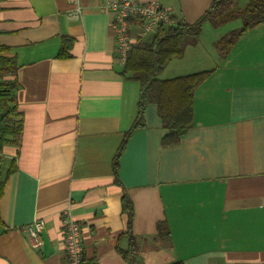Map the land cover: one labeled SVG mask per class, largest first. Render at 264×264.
<instances>
[{"label":"crops","instance_id":"0c3cea01","mask_svg":"<svg viewBox=\"0 0 264 264\" xmlns=\"http://www.w3.org/2000/svg\"><path fill=\"white\" fill-rule=\"evenodd\" d=\"M110 1L79 0L73 19L69 0H0V44L16 61L22 120L19 137L0 152V264H67L64 211L80 223L84 264H162L163 252L167 264H264V23L225 56L214 47L220 35L208 50L200 35L166 65L162 80L214 72L195 90L194 122L177 145H161L157 107L145 106V126L128 140L116 182L112 161L136 119L140 85L121 75ZM140 1H157L188 24L213 2ZM63 37L70 57L58 59ZM34 220L45 222L38 250L25 230ZM162 221L166 240L156 233ZM128 230L129 261L120 254L130 249Z\"/></svg>","mask_w":264,"mask_h":264},{"label":"trees","instance_id":"16d2710c","mask_svg":"<svg viewBox=\"0 0 264 264\" xmlns=\"http://www.w3.org/2000/svg\"><path fill=\"white\" fill-rule=\"evenodd\" d=\"M244 1L242 6L238 3ZM175 25L160 24L150 40L138 37L127 53L126 62L121 70L123 78L140 85L137 103V116L131 128L125 133L112 161V171L116 182L120 157L132 134L145 126L143 111L147 104L153 103L161 119L165 135L161 140L163 147L177 145L194 122L193 98L195 90L209 78L214 70L197 72L162 80L160 74L173 59L182 57L189 45H195L202 33L205 22L218 28L234 21H240L239 28L231 30L214 42L215 49L225 56L238 39L254 26L264 23V0H213L206 13L193 24L176 20ZM71 40L63 37L58 59L70 57ZM9 48L0 44V152L2 147L14 141L22 131V120L17 110L15 92L18 88L16 79L17 66L14 57L8 55ZM15 171L12 164L8 175ZM4 190V181L0 178V198ZM122 210L127 215L128 224L132 217V203L126 193L121 197ZM1 222V221H0ZM157 236L166 240L170 232L166 222L156 225ZM130 249L120 252L122 257L130 260L135 250L134 238L129 230ZM173 264H182L176 262Z\"/></svg>","mask_w":264,"mask_h":264},{"label":"built area","instance_id":"2783aa9c","mask_svg":"<svg viewBox=\"0 0 264 264\" xmlns=\"http://www.w3.org/2000/svg\"><path fill=\"white\" fill-rule=\"evenodd\" d=\"M69 1L73 5L69 16L79 19L81 17L79 0ZM104 8L113 14L111 29L118 62L122 67L126 62L130 45L134 41L130 31L135 22L139 24L138 37L153 34L160 24L175 25L176 23L175 19L157 1L115 0L105 3ZM62 217V242L67 264H84L80 223L72 219L68 211H64ZM44 228L43 220H34L26 225L27 241L32 250H38L42 246Z\"/></svg>","mask_w":264,"mask_h":264},{"label":"rangeland","instance_id":"374dc122","mask_svg":"<svg viewBox=\"0 0 264 264\" xmlns=\"http://www.w3.org/2000/svg\"><path fill=\"white\" fill-rule=\"evenodd\" d=\"M244 4V1H241L238 3V7L239 6H242ZM240 27V22L239 21H234V22H231V23H228V24H225L223 26H220L218 28H214L212 27L211 25H206L201 34V39L204 40V47L208 50L210 49V47L208 46V43L213 40L214 38H216L217 35H220V36H223L225 33H227L228 31H231V30H234V29H237ZM152 37V34H148L146 37H145V40L148 41L150 40ZM216 51L218 52V50L216 49ZM219 53V52H218ZM163 244H165V242H161ZM172 260L171 258V255L169 256L168 253H165L163 252L161 255H160V259L159 261L162 263V264H167L168 262ZM171 264V263H170Z\"/></svg>","mask_w":264,"mask_h":264}]
</instances>
